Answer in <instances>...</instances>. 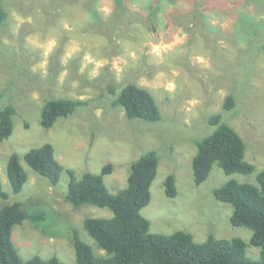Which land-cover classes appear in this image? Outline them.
Returning a JSON list of instances; mask_svg holds the SVG:
<instances>
[{
	"label": "rangeland",
	"instance_id": "rangeland-1",
	"mask_svg": "<svg viewBox=\"0 0 264 264\" xmlns=\"http://www.w3.org/2000/svg\"><path fill=\"white\" fill-rule=\"evenodd\" d=\"M7 13L0 26V109H15L12 135L0 145V209L20 203L41 217L15 226L12 241L23 260L57 257L75 264L74 230L96 248L83 223L108 219V209H74L65 199L69 177L56 185L34 172L23 155L51 144L55 158L77 179L86 173L104 177L111 194L127 187L131 165L154 151L157 175L150 204L141 215L150 232L183 231L197 243L208 237L239 238L246 254L252 232L230 223L233 208L218 202L214 191L230 180L256 184L264 170V0H0ZM135 83L152 93L161 120H128L113 105L109 88ZM121 89L117 91L119 93ZM236 98L233 110L224 99ZM51 99L85 100L87 107L59 119L51 129L40 126L44 103ZM220 114L245 145L251 175H226L214 165L208 179L194 183L192 159L197 145L216 127ZM16 153L28 174L22 191L13 193L6 165ZM173 175L177 195L169 198L164 183Z\"/></svg>",
	"mask_w": 264,
	"mask_h": 264
},
{
	"label": "trees",
	"instance_id": "trees-1",
	"mask_svg": "<svg viewBox=\"0 0 264 264\" xmlns=\"http://www.w3.org/2000/svg\"><path fill=\"white\" fill-rule=\"evenodd\" d=\"M6 19L7 13L0 2V26ZM109 93L113 105L121 107L128 120L153 123L162 118L147 88L131 82L118 89L111 86ZM88 104L85 100L51 99L42 107L40 126L51 129L59 119L73 115ZM235 107L236 98L232 94L227 95L222 108L228 111ZM14 115L15 109L11 105L1 107L0 145L12 135ZM209 121L216 130L197 145L191 163L194 183L197 186L203 184L214 165H218L226 175L253 174L255 167L245 161V145L239 134L222 121L220 114L212 115ZM22 159L53 185L65 171L69 177L65 199L74 209L91 206L112 212L111 218H86L83 223L96 248L104 252L102 255H96L74 230L75 264H264V170L256 174V184L230 180L214 191L218 202L232 206L231 225L252 232L249 245L260 250L259 259L253 260L246 254L248 243L239 238L217 240L208 237L206 241L197 243L191 234L183 231L171 235L150 232V222L141 215V210L150 204L151 185L157 175L158 158L154 151L131 165L127 187L115 195L104 183V177L112 172L110 164L104 166L100 174L86 173L77 179L73 170H65L55 158L51 144L31 148ZM6 178L15 194L20 193L28 181V174L16 153L8 159ZM164 188L167 197H176L173 175L166 178ZM0 196L7 198L1 186ZM40 218L35 212L26 211L20 203L7 204L0 209V264H67L57 257L43 259L34 256L28 260L20 257L12 241L15 226L26 220L38 223Z\"/></svg>",
	"mask_w": 264,
	"mask_h": 264
}]
</instances>
